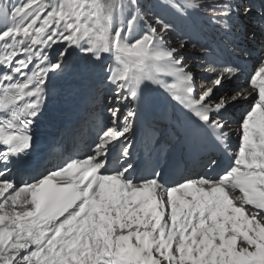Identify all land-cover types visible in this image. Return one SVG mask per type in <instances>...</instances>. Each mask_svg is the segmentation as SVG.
I'll return each mask as SVG.
<instances>
[{
    "label": "snow or ice",
    "instance_id": "6c2138e0",
    "mask_svg": "<svg viewBox=\"0 0 264 264\" xmlns=\"http://www.w3.org/2000/svg\"><path fill=\"white\" fill-rule=\"evenodd\" d=\"M0 0V264H264V58L249 75L252 91L215 96L242 68L225 62L198 96L181 49L171 46L172 17L201 12L234 40L264 38V0ZM255 18L261 28L237 21ZM239 33L236 35V33ZM57 45H64L53 57ZM93 62L115 59L107 79L118 102L151 103L148 89L179 102L193 140L226 144L229 108L252 103L241 119V143L222 174L166 180L155 168L140 175L127 146L129 110L120 126L101 129L85 157H61L39 172L31 165V129L41 115L49 74L62 73L71 51ZM264 51V46H262ZM29 175L28 180L22 179ZM15 176H20L19 182Z\"/></svg>",
    "mask_w": 264,
    "mask_h": 264
},
{
    "label": "bare ground",
    "instance_id": "6f19581e",
    "mask_svg": "<svg viewBox=\"0 0 264 264\" xmlns=\"http://www.w3.org/2000/svg\"><path fill=\"white\" fill-rule=\"evenodd\" d=\"M254 2V0H253ZM198 32V31H197ZM202 32V31H201ZM196 34V33H195ZM199 36V35H196ZM177 37H175V39H171V46L173 45H180L182 42H187V45H189L191 42L190 41H182L179 42L176 39ZM64 45H57L54 47L53 50V54L51 52V55L54 57L56 55V52L59 51L61 48H63ZM235 51L237 52V55L239 58H250L249 55H245L243 52H240V48L238 45H234ZM189 50H192V52L195 53V51L197 52L195 56L189 55L187 54V51H185V49H181L182 54L185 57L186 63L187 65L190 67L191 71L194 74V77L197 79L199 78H203V82L201 84L198 85V87H196V91L195 93H201L202 90L208 88V87H212V83H207L209 80L214 78V74L211 73L209 71L210 68H212L210 66V64L208 63V59H207V54L205 52L200 53L199 51V45L197 44H190L189 45ZM72 53V52H71ZM70 53V54H71ZM200 54V56H199ZM190 61V63H188ZM249 61V59L247 60ZM193 62V63H192ZM111 65L113 67H115V59L113 56H111L110 54H104L103 55V61L102 62H93V74L95 76H100L101 75V69L104 66L107 65ZM193 66V67H191ZM196 66H205V68L201 71H199V73H195L193 71V69H195ZM220 69V68H217ZM213 74V77L211 78V75ZM49 77H52L53 80H57L59 83V87H66L68 89H70L71 91H75V90H79L81 88V86L85 85V83L87 82H81L78 83L76 78L71 77V76H67L65 73H58V74H49ZM49 80V79H48ZM235 79H232L230 81L225 82L224 87L223 88H217L215 89L214 95L215 96H221L223 94H227L229 97H231L234 93L235 90L238 89L239 83L238 81H234ZM155 88V86L153 85L152 88L148 89V95L150 97V101L151 103H149L148 105H139L136 102H132V104L134 105V111L137 112V115L134 118H131L127 121V123H129L132 127V131L127 134V139L121 138V140L119 142H114V144H119V147L124 143V141L129 140L133 135L138 136L135 140L132 141L131 146L128 148L129 151V155H130V160L134 159H138L137 162L135 163V165H137L138 168V172L140 175H148L149 173H151L152 171H150L149 167L150 166H154L157 164H161L162 160H163V156L162 155H158L156 157V159L150 161L148 159L147 164L148 167L145 166V151L144 148L142 147V153L141 154H137L138 149L141 145L140 142V136L137 135L139 134L140 131L143 130L145 123L147 121V119H158V121L162 124L165 123V119H168L169 116L171 115H175L177 117H182L183 115H186V110L183 109V107L179 104V102L175 101L174 99L168 97L166 94H162L161 92L158 91H153L152 89ZM246 89L248 91H252V89L249 86H246ZM241 90V89H240ZM104 91V90H103ZM115 92H113L112 90H110L109 92H107L105 95L106 97H111L112 94H114ZM118 97L116 98H111V103H115L117 101ZM251 97H249L248 101H240L235 103L232 107L229 108V112H228V125L226 128V131L228 133L227 136V141L226 143L234 148L235 150L239 149V145L241 143V140H239V135L242 132L241 126L239 127V119H241V117H243L245 111L248 109L247 106L249 104V102L251 101ZM107 105V104H106ZM241 107H243L241 109ZM239 112L238 114L231 116L232 112ZM120 115H122V122L119 123L120 126H122L125 123V116L127 115L124 109H121L119 112ZM85 125V123H83V126ZM180 126L183 128V131L180 132L179 134H177L174 139L173 142L174 144L177 143L176 145H181L182 143L185 144V146H190V145H194L191 143V138L188 135V128H189V119L184 120L183 118H180ZM161 127V126H159ZM167 129L161 133L160 139H162L163 135L166 134L170 128V126L166 127ZM103 129V127L100 128V130ZM157 135V134H156ZM198 141V144L195 145V149H198V151L200 152L202 147H200L201 144L206 143L207 141H213L214 139L212 138H205V139H196ZM175 145V146H176ZM174 146V147H175ZM155 147H158V144L155 145ZM172 147V148H174ZM167 148H169V145L165 146V149L167 150ZM211 151L209 150L208 153H210ZM237 153V151L233 152ZM194 154V152H193ZM233 154L231 156H233ZM232 164V163H231ZM190 167L193 168H197L199 165H196L192 162H189ZM159 167V165H157Z\"/></svg>",
    "mask_w": 264,
    "mask_h": 264
},
{
    "label": "rangeland",
    "instance_id": "374dc122",
    "mask_svg": "<svg viewBox=\"0 0 264 264\" xmlns=\"http://www.w3.org/2000/svg\"><path fill=\"white\" fill-rule=\"evenodd\" d=\"M208 2H211V0H209ZM197 28L199 29V30H201L202 32V34H203V32H205L206 31V28H204V27H199V26H197ZM193 30L192 31V33H190L189 35H187L186 33H181L182 31L180 30V32H178V33H181V39L179 38V37H177L176 39H177V41L179 42V44H180V42H181V40L182 41H188V39H190V37L192 38V39H194V38H197V37H199L201 34H200V31L199 30ZM198 31V32H197ZM196 33V34H195ZM196 35H199V36H196ZM174 37V38H173ZM175 37L176 36H174V35H171V37L170 38H173V39H175ZM191 42L192 43H196V44H200V45H203L204 44V42H202L201 40H197V39H194V40H191ZM173 47H179L178 45H173ZM205 48H202V50H204ZM206 50V49H205ZM186 51V50H185ZM195 53H197L196 51H195ZM187 54H193V52L192 51H188L187 52ZM193 63V62H192ZM191 67H193V66H191ZM190 68V67H189ZM195 81H196V78H195ZM212 81V79L211 80H209L207 83H210ZM105 88H102V89H100L98 92H97V95H99L100 96V99H101V102H100V106H99V109H102L103 108V104H104V100H105V90H104ZM104 90V91H103ZM118 100V99H117ZM109 102V99L107 98V101H106V103H105V106H106V104ZM118 102V101H117ZM120 107H121V105H120V103L118 102V106L116 107V108H119L120 109ZM124 109H125V111H126V114H127V112L129 111V110H132V107H131V105H129V103L128 104H126V107H123ZM111 114V111H110V113L108 114V115H110ZM234 114H235V112L233 113V114H231V115H233L234 116ZM110 119H112V116L110 117ZM121 119H122V115H119V121H121ZM130 119V118H129ZM239 124H241V122L239 123ZM165 129V128H164ZM156 134V133H155ZM161 135L158 133L157 134V136L155 137V138H148L147 139V142L149 143V145L151 146V145H156V144H158V139H159V137H160ZM145 143H146V141H145ZM128 145V144H127ZM161 146V144H158V147H160Z\"/></svg>",
    "mask_w": 264,
    "mask_h": 264
}]
</instances>
